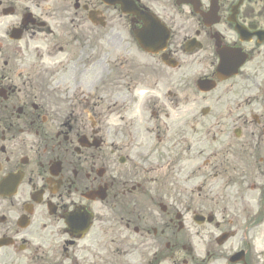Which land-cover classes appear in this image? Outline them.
Here are the masks:
<instances>
[{
  "label": "flooded vegetation",
  "instance_id": "obj_1",
  "mask_svg": "<svg viewBox=\"0 0 264 264\" xmlns=\"http://www.w3.org/2000/svg\"><path fill=\"white\" fill-rule=\"evenodd\" d=\"M114 1L0 0V264H264V0Z\"/></svg>",
  "mask_w": 264,
  "mask_h": 264
},
{
  "label": "rangeland",
  "instance_id": "obj_2",
  "mask_svg": "<svg viewBox=\"0 0 264 264\" xmlns=\"http://www.w3.org/2000/svg\"><path fill=\"white\" fill-rule=\"evenodd\" d=\"M36 2H37V0H35V1H29V0H11V5H15V6L20 7V6H23V5L34 4ZM40 3L41 4H44V2H41V1H40Z\"/></svg>",
  "mask_w": 264,
  "mask_h": 264
}]
</instances>
